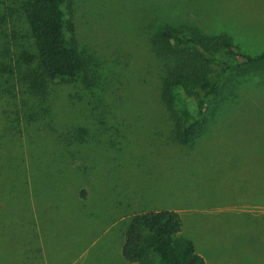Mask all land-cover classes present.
<instances>
[{
	"label": "rangeland",
	"instance_id": "374dc122",
	"mask_svg": "<svg viewBox=\"0 0 264 264\" xmlns=\"http://www.w3.org/2000/svg\"><path fill=\"white\" fill-rule=\"evenodd\" d=\"M72 1L73 14L65 17L75 23L80 50L101 66L94 94L106 126L117 130L101 131L100 111L79 114L92 136L74 151L88 171L73 168L68 175L46 167L52 165L51 144L30 147L0 131V264H139L121 254L127 213L137 204L176 209L179 236L193 240L206 264H264V223L252 220V214H264V206L254 204L264 196V69L226 73L208 130L175 144L174 124L159 109L164 65L150 45L152 34L169 29L224 34L238 51L261 53L264 0ZM26 50L33 45L22 14L0 0V66H17ZM222 54L229 62L240 60ZM69 89L88 97L79 86ZM174 92L188 123L193 104L178 86ZM82 187L84 199L77 195ZM31 213L37 222L21 225L20 214ZM32 227L41 235V252L36 244L28 250L26 230Z\"/></svg>",
	"mask_w": 264,
	"mask_h": 264
},
{
	"label": "trees",
	"instance_id": "16d2710c",
	"mask_svg": "<svg viewBox=\"0 0 264 264\" xmlns=\"http://www.w3.org/2000/svg\"><path fill=\"white\" fill-rule=\"evenodd\" d=\"M9 1L16 4L22 14L26 37L31 40L33 51L20 52L17 66H0V131L8 134L11 140L24 141L30 147L51 144L54 147L49 155L52 165H46L48 169H58L68 175L73 168H79L85 174L88 167L82 164L84 158L74 150L89 142L92 135L89 127L77 120L78 115L86 117L100 111L98 124L102 132L115 131L116 126H106L105 110L99 108L101 99L94 94V88L100 87L101 66L80 50L75 23L65 17V12L73 14V1ZM65 32L70 33L68 42ZM150 45L164 65L159 109L174 124L172 139L175 144L186 145L208 130L215 99L224 93L226 84L222 80L226 73L235 71L239 75L264 69V52L254 55L240 52L224 34L187 35L164 29L151 35ZM223 52L240 59L239 62L223 59ZM78 86L86 90L88 97L69 89ZM176 86L193 104L192 120L188 123L183 122L177 109ZM111 145L116 146V143L111 141ZM30 157L38 159L32 152ZM59 163L64 164V168L55 167ZM78 194L84 199L87 191L82 187ZM129 202L132 204V200ZM257 203L264 206V196L254 204ZM143 207L137 204L132 213H127L129 218L121 245L125 260L152 264L148 254L151 250L157 257V264H206L193 240L179 236L183 224L176 209L145 210ZM20 216L21 225L37 222L32 213ZM250 218L245 215V220ZM252 220L264 223V214H252ZM26 231L28 250L31 252L32 244H36L41 252L37 227Z\"/></svg>",
	"mask_w": 264,
	"mask_h": 264
},
{
	"label": "crops",
	"instance_id": "0c3cea01",
	"mask_svg": "<svg viewBox=\"0 0 264 264\" xmlns=\"http://www.w3.org/2000/svg\"><path fill=\"white\" fill-rule=\"evenodd\" d=\"M264 52V51H263ZM245 53V52H244ZM262 53V52H261ZM248 54V53H247Z\"/></svg>",
	"mask_w": 264,
	"mask_h": 264
}]
</instances>
